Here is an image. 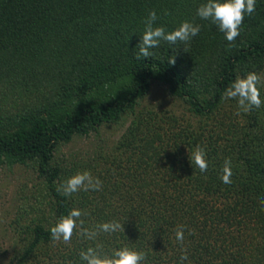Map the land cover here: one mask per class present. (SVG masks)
Returning <instances> with one entry per match:
<instances>
[{
    "label": "trees",
    "instance_id": "1",
    "mask_svg": "<svg viewBox=\"0 0 264 264\" xmlns=\"http://www.w3.org/2000/svg\"><path fill=\"white\" fill-rule=\"evenodd\" d=\"M205 2L0 0V168L33 171L40 186L23 198L16 227L33 217L6 264H81L79 253L95 243L106 253L143 251L145 264H180V225L184 264H264V106L236 117V102L222 99L238 76H264V0L245 16L235 47L196 15ZM153 10L154 27L171 32L187 20L202 30L190 44L161 41L136 59ZM156 87L186 117L143 107ZM111 126L124 128L108 153L58 158L73 138ZM196 145L206 173L191 161ZM227 158L231 185L220 180ZM82 170L103 190L56 191ZM73 208L86 213L85 228L117 220L124 232L53 245L49 229Z\"/></svg>",
    "mask_w": 264,
    "mask_h": 264
},
{
    "label": "clouds",
    "instance_id": "2",
    "mask_svg": "<svg viewBox=\"0 0 264 264\" xmlns=\"http://www.w3.org/2000/svg\"><path fill=\"white\" fill-rule=\"evenodd\" d=\"M256 11V0H206L196 11V15L203 21H209L216 25L218 30L224 34V38L230 47H235V41L241 35V27L245 16H251ZM165 15L169 13L165 12ZM159 19L156 11H150L144 21L145 29L141 37L139 53L136 59L141 57L147 59L153 55L150 49L159 47L161 41L169 44H190L191 40L198 36L202 26L190 21H182L177 28L167 32L163 26L154 27ZM175 65L176 58L172 57L168 62ZM261 88H264V76L256 72H249L245 76H238L225 89L222 99L233 100L237 104V110L233 113L236 117L242 114H249L254 109L264 106V99L261 97ZM191 161L201 173L208 171V161L205 150L196 145L191 155ZM233 171L230 158L224 160L222 175L220 180L225 185H231ZM103 190V181L94 177L90 170L77 171L67 178L56 189L58 193L65 197L83 192H99ZM261 210L264 211V199L260 201ZM86 213L78 208H73L61 216L57 222L49 229L53 245L58 243L70 244L74 235L82 236L89 241H96L101 234L113 235L124 232L123 224L117 220L104 222L95 226L94 229L84 227L82 219ZM184 225L175 229V240L181 245L182 254L180 264L189 260L187 249L183 248L185 240ZM189 235H194L189 231ZM81 264H145L147 253L137 251L129 247H122L106 253L104 245L95 243L79 253ZM71 264V262H69Z\"/></svg>",
    "mask_w": 264,
    "mask_h": 264
},
{
    "label": "rangeland",
    "instance_id": "3",
    "mask_svg": "<svg viewBox=\"0 0 264 264\" xmlns=\"http://www.w3.org/2000/svg\"><path fill=\"white\" fill-rule=\"evenodd\" d=\"M142 106L157 114L168 112L176 117H186L183 116L182 108L163 94L161 87L152 88ZM123 128L102 127L97 134H90L87 138H73L60 147L57 156L59 159L73 161L92 157L94 153L106 154L118 140ZM39 187L33 171L22 167H13L10 170L0 168V264H6L17 249L18 238L28 236L24 230L33 216L24 218L17 227L15 218L19 215L24 196H28L30 191L36 192ZM45 216L48 217L47 214ZM39 219L40 216H36V220L40 221Z\"/></svg>",
    "mask_w": 264,
    "mask_h": 264
}]
</instances>
